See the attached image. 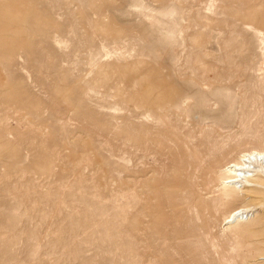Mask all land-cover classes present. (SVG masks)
<instances>
[{
	"label": "rangeland",
	"instance_id": "rangeland-1",
	"mask_svg": "<svg viewBox=\"0 0 264 264\" xmlns=\"http://www.w3.org/2000/svg\"><path fill=\"white\" fill-rule=\"evenodd\" d=\"M263 50L264 0H0V264H164L134 218L264 150ZM238 206L161 230L203 236L183 264H264Z\"/></svg>",
	"mask_w": 264,
	"mask_h": 264
},
{
	"label": "bare ground",
	"instance_id": "bare-ground-1",
	"mask_svg": "<svg viewBox=\"0 0 264 264\" xmlns=\"http://www.w3.org/2000/svg\"><path fill=\"white\" fill-rule=\"evenodd\" d=\"M262 54H263V58H264V52ZM200 145L201 144H199V146ZM228 151H229V149H228ZM220 152H221V150H220ZM211 154L214 157L215 153H211ZM192 156L194 157L193 163H196L199 166L200 162H201L200 157L197 155L196 152H194ZM212 156H210V157L212 158ZM227 157H229V156H227ZM206 158H209V156ZM224 162H225V160H224ZM200 166L202 167V165H200ZM216 168H218V170ZM220 169H222V171H219ZM201 172H202V174H204L203 175V182L201 180H200L201 182H198L200 177L202 178V176L199 175L195 178L196 181L190 182L188 180V181H185L184 183H180L179 185L175 186L172 189V191H170L169 197L167 196V198H166V203H162V206L160 205L156 209V214H153V213L148 211V209L150 210V208H149L150 204H149L145 207L143 216L139 217L138 215L140 213L138 212L139 214H137L134 218V223H133L134 225L133 226H134V230L136 233H139L142 228H145L147 230V232L150 230V227H153L155 230H156V228L157 229L159 228L158 234H156V233L154 234V241H153V243H154V247H153L154 248V256L156 259L161 260L164 264H183V262H184L183 260L186 258V256H182L181 251H185V248L191 249L192 246H194L193 255L196 254L198 251V255L201 256V247L200 246H202L204 244V240H203L202 235H196L195 234L196 230L193 233H189V235L186 237L183 235L178 236V235H172V234H164V232L161 229H164V228L167 229L168 226L173 225L176 227L185 228L186 230L187 229L190 230L192 227L191 224L196 226V223L199 222V220L202 221L203 219H205V217H206V221L208 222V220H209V218H207L208 215H210V216H212V218H214V216L216 214L215 213L216 210H219V208L223 205L239 204V206L237 208H234V210H232L231 212L226 213L223 216H221V218H222L221 221L223 222V225H225V227L228 226L226 229H224L226 232H237L238 234L245 232L247 229H243L242 227L245 226L244 224L246 222L253 219V216H254V213L256 210H259V212L261 213V216L256 218L255 220H253L254 224L252 225L251 230H253V231L256 230L255 232H259L258 229H259V227L262 226L263 227L262 231H264V150H258V149L246 150L244 152H241V154L238 157L231 158L224 165H220V164L218 165V162L208 160L206 162L205 167L201 170ZM180 177H181V175H180ZM204 178H205V180H204ZM137 179H138V177H137ZM138 181H140V180H138ZM211 185L216 187L213 192L211 191L212 189H210ZM142 186L144 187V185H142ZM135 187H136V185L134 186V188ZM145 191H147L146 188H145ZM142 192H143V190H142ZM140 195H141V193H140ZM135 196H136V194L134 195V199L136 200ZM145 196H146V194H145ZM137 199H138V197H137ZM144 199H145V201H149L148 196L145 197ZM257 200H259L258 201L259 204H254L255 201L257 202ZM138 202H139V200H138ZM155 203H156V201H155ZM155 203H154V206L156 205ZM134 204H136V203H134ZM137 206H138V204H137ZM133 211H134V209H133ZM153 211H154V209H153ZM203 222L205 223V221H203ZM205 225H207V224H205ZM197 229H198V227H197ZM225 231H223V232H225ZM211 232H212V230H210V233ZM247 232H249V231H247ZM252 233L254 234V232H252ZM262 235H264V234H262ZM208 237H210L209 234H208ZM210 239H213V238H210ZM146 241H147V239H146ZM208 247L209 246H206V248H208ZM212 247H213V245H212ZM221 247H223V246H220V248ZM237 247H239V246H237ZM221 249H220V251H221ZM146 250H147V248H146ZM146 250H145V252H146ZM213 250H217V249L215 248ZM151 252H152V249H151ZM215 252H214V254H215ZM211 253H213V252H211ZM219 254H220V252H219ZM223 256H224V254H223ZM223 256H221V258ZM137 257L139 258V256H137ZM212 257H213V255H212ZM216 257H218V256H216ZM192 258H193V256H192ZM221 258H215V259L216 260L218 259L220 262V261H223ZM145 260H146V257H145ZM243 260H244V258L242 259V262H243ZM223 262H225V260Z\"/></svg>",
	"mask_w": 264,
	"mask_h": 264
}]
</instances>
